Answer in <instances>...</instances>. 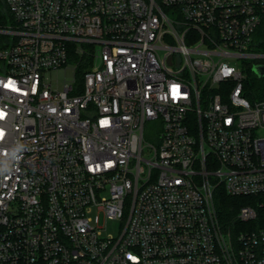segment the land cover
<instances>
[{"label": "built area", "instance_id": "obj_1", "mask_svg": "<svg viewBox=\"0 0 264 264\" xmlns=\"http://www.w3.org/2000/svg\"><path fill=\"white\" fill-rule=\"evenodd\" d=\"M4 2L0 264H264V0Z\"/></svg>", "mask_w": 264, "mask_h": 264}, {"label": "trees", "instance_id": "obj_2", "mask_svg": "<svg viewBox=\"0 0 264 264\" xmlns=\"http://www.w3.org/2000/svg\"><path fill=\"white\" fill-rule=\"evenodd\" d=\"M10 23H12V18L6 8L4 0H0V27ZM246 205H248V198L230 197L224 191L216 194L218 218L225 231L236 233L239 227L238 212ZM262 218H264V212L262 213Z\"/></svg>", "mask_w": 264, "mask_h": 264}, {"label": "rangeland", "instance_id": "obj_3", "mask_svg": "<svg viewBox=\"0 0 264 264\" xmlns=\"http://www.w3.org/2000/svg\"><path fill=\"white\" fill-rule=\"evenodd\" d=\"M245 62L242 60H233L232 61V65L241 70L243 72V74L245 76H247V81H246V91L249 94H254L256 97L262 96L264 93V79L260 80L258 78H256L254 76V74L252 73L251 69L249 66L244 64ZM48 77L50 78V81L53 82L54 86L57 87L59 89H63V84L67 81H73L74 79V73L71 70L68 71H59V72H55V73H50L48 75ZM217 89H220L221 86L218 85L216 87ZM148 131V130H147ZM148 136H147V140H148ZM254 223L253 224H244L241 225V228L243 231L244 230H250L252 228H254ZM241 230V231H242ZM109 231L113 234H118L119 233V225L116 222H112L109 225Z\"/></svg>", "mask_w": 264, "mask_h": 264}, {"label": "water", "instance_id": "obj_4", "mask_svg": "<svg viewBox=\"0 0 264 264\" xmlns=\"http://www.w3.org/2000/svg\"><path fill=\"white\" fill-rule=\"evenodd\" d=\"M254 72H255L259 77H264V66H255V67H254Z\"/></svg>", "mask_w": 264, "mask_h": 264}, {"label": "snow or ice", "instance_id": "obj_5", "mask_svg": "<svg viewBox=\"0 0 264 264\" xmlns=\"http://www.w3.org/2000/svg\"><path fill=\"white\" fill-rule=\"evenodd\" d=\"M178 91V89L176 88V87H174L173 88V94L175 95L176 94V92ZM2 113H0V118H2ZM106 123V122H105Z\"/></svg>", "mask_w": 264, "mask_h": 264}]
</instances>
